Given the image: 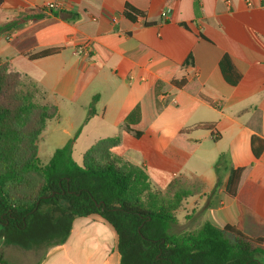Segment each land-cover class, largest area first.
Wrapping results in <instances>:
<instances>
[{
    "label": "crops",
    "instance_id": "0c3cea01",
    "mask_svg": "<svg viewBox=\"0 0 264 264\" xmlns=\"http://www.w3.org/2000/svg\"><path fill=\"white\" fill-rule=\"evenodd\" d=\"M47 3L62 7L22 21L26 9ZM125 5L143 16L127 19ZM13 20L21 21L0 33V64L35 86L41 105L56 108L38 139L37 156L42 149L51 158L78 129L71 156L81 161L96 142L118 136L111 153L130 141L128 159H120L144 167L149 179L148 169L158 170L153 174L159 181L167 163L186 165V148L193 154L210 143L214 151L201 155L207 172L196 161L194 176L177 171L165 185H190L175 213L186 205L196 228L206 221L218 228L239 223L245 234L264 240V0H2L0 27ZM82 46L87 53H78ZM51 50L57 52L32 57ZM164 70L185 84L174 86L159 75ZM92 100L94 113L84 122ZM188 113L200 118L178 124L164 146L154 145L172 131L166 121ZM202 124L212 128H196ZM135 153L140 158L134 163ZM220 154L229 166L216 186ZM238 168L243 171L232 198L225 186L230 170ZM0 257L6 264L120 260L115 232L97 215L75 218L59 245L23 249L0 236Z\"/></svg>",
    "mask_w": 264,
    "mask_h": 264
},
{
    "label": "trees",
    "instance_id": "16d2710c",
    "mask_svg": "<svg viewBox=\"0 0 264 264\" xmlns=\"http://www.w3.org/2000/svg\"><path fill=\"white\" fill-rule=\"evenodd\" d=\"M48 12L52 10L26 9L22 21L42 19ZM124 16L134 20L143 14L125 5ZM20 21L0 27V33ZM172 74L173 70L159 72L182 87L184 81H174ZM28 84L8 63L0 64V236L6 244L23 249L59 245L75 218L97 215L117 236L119 264H264V240L245 234L239 223L218 228L206 221L191 231L170 232L175 212L190 191L173 183L163 192L152 189L144 167L112 155L118 136L96 142L78 164L71 156L78 129L41 165L37 142L56 108L33 102L37 89ZM93 113L94 100L84 122ZM196 128L211 129L212 125ZM124 129L128 130L127 124ZM228 166V156L220 154L214 164L216 186ZM242 171L229 172L225 192L232 198ZM0 264H6L1 257Z\"/></svg>",
    "mask_w": 264,
    "mask_h": 264
},
{
    "label": "rangeland",
    "instance_id": "374dc122",
    "mask_svg": "<svg viewBox=\"0 0 264 264\" xmlns=\"http://www.w3.org/2000/svg\"><path fill=\"white\" fill-rule=\"evenodd\" d=\"M24 85H29L28 81H26L25 79L21 78ZM40 96L38 95L37 96V92L33 95V102H35L37 105H40ZM205 115H206V112H204ZM198 118H200L199 116H191L190 117V113H188V115H184L183 118H181V120H177L176 122L175 121H171V120H168L166 121L167 123V126L169 127L170 131L167 136H162L160 138V141L159 142H154V145H158V146H161V145H165V141L168 140L169 138H171L172 136H175V127H178V124H181L182 122L184 124H193L195 120H197ZM149 135H145V140H148L149 138ZM151 138H152V134H151ZM152 140V139H151ZM161 140H164V142L160 143ZM130 142V141H129ZM129 142L127 140H123L122 143H121V146L118 148V150H115L114 152H112V155L115 156V157H118V158H123V159H128L127 158V154H130V147H129ZM136 146H138V143L137 142H134ZM40 145V149L42 148V144L39 143ZM142 144V143H141ZM143 144L145 145V143L143 142ZM211 148L212 151H214L213 149V145L212 144H208L207 142L206 143H203L201 145V147L198 149V152H195L192 154V148H186L185 150L187 151V153L189 155H191V157L189 158L188 162L186 163V165H184L183 167H180L179 165H175L173 163H167L168 165L162 169V177L159 181H156L155 177H154V174L155 172H157L158 170H152L153 168H150L148 169V172H149V175H150V182H151V186H152V189L154 190H157L159 192H163L165 191L164 188H165V185L169 182V181H172L174 178H175V173L177 171L180 172V174L182 176H187V175H195V173H193L194 171V167L196 165V161L197 162H200L199 163V167H204V172H207V169H206V164H204L201 160V155L202 154H205L206 151ZM153 155H155L154 153H152ZM200 156V157H199ZM38 158H39V161H40V164L41 165H45L50 157H47V156H44L43 153H42V149L39 150V154H38ZM138 158H140V154L139 153H135L134 154V157L131 161H134L137 162ZM199 158V159H198ZM74 161L79 163L81 162V156H74ZM153 160L155 159H149L148 161L149 162H152ZM198 167V166H197ZM209 173H212V171H209ZM190 186V185H189ZM187 187V186H181L182 188L186 189V188H189L190 187ZM184 209H181L179 210L177 213H175L176 217H177V220L174 224H172V227H171V230L170 232L172 233H183L185 231H191L193 230L194 228H196L198 225L196 223V220L195 221H192V215L190 213V208L188 206H184L183 207ZM41 247H44V246H41Z\"/></svg>",
    "mask_w": 264,
    "mask_h": 264
},
{
    "label": "built area",
    "instance_id": "2783aa9c",
    "mask_svg": "<svg viewBox=\"0 0 264 264\" xmlns=\"http://www.w3.org/2000/svg\"><path fill=\"white\" fill-rule=\"evenodd\" d=\"M59 7H62L61 3H47L43 6L45 10H53L54 8H59ZM84 52L87 53V49L85 47L82 46L78 48V53L82 54Z\"/></svg>",
    "mask_w": 264,
    "mask_h": 264
}]
</instances>
